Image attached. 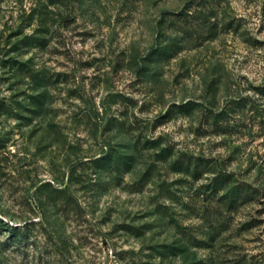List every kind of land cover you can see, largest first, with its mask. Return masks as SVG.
Wrapping results in <instances>:
<instances>
[{
	"label": "rangeland",
	"instance_id": "obj_1",
	"mask_svg": "<svg viewBox=\"0 0 264 264\" xmlns=\"http://www.w3.org/2000/svg\"><path fill=\"white\" fill-rule=\"evenodd\" d=\"M262 90L264 0H0V264H264Z\"/></svg>",
	"mask_w": 264,
	"mask_h": 264
},
{
	"label": "trees",
	"instance_id": "obj_2",
	"mask_svg": "<svg viewBox=\"0 0 264 264\" xmlns=\"http://www.w3.org/2000/svg\"><path fill=\"white\" fill-rule=\"evenodd\" d=\"M261 94L264 96V90L261 91ZM111 163L112 164L114 163L115 166L119 169L121 160L117 158L115 161H111ZM189 164L190 165L192 164L191 161H189ZM200 166H201L200 164H196L195 172L198 171L197 168ZM219 180H220V183L222 185V184L227 182L228 176L225 175L224 177L217 179V181H219ZM217 187H218V185H217ZM242 196H243L242 191L239 188H237L234 191H232V193L228 194V196L226 197V200L223 201V204H224V206H227L228 210L230 211L236 207V205L238 204V202ZM0 231L10 233L7 241L5 243H0V250H2L1 246L6 249L7 247L14 246L15 243H16L15 244L16 246H20L19 248H22L28 242L27 237H26V232H23V233L20 232L19 226L9 225V223L4 222V220H2V219H0Z\"/></svg>",
	"mask_w": 264,
	"mask_h": 264
}]
</instances>
